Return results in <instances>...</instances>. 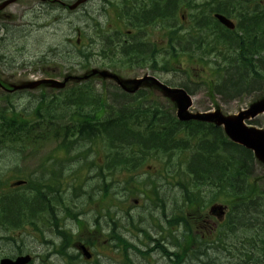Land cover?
Returning a JSON list of instances; mask_svg holds the SVG:
<instances>
[{"label": "rangeland", "instance_id": "rangeland-1", "mask_svg": "<svg viewBox=\"0 0 264 264\" xmlns=\"http://www.w3.org/2000/svg\"><path fill=\"white\" fill-rule=\"evenodd\" d=\"M63 1L72 4L76 0ZM108 1L115 3L116 0ZM205 1L206 0H195L193 4L201 5L204 4ZM95 2L96 1L88 4L83 3L75 10H69L67 7L62 8V6H58L57 4L43 3L41 0H17L15 3L7 6L4 12H11L13 17L11 18V22H3L7 27L0 29V36H5L0 40V52L1 54L6 52L3 54L4 56L2 59L4 67L2 68V72H0L1 78L4 77L12 82L25 81L26 78L54 77L62 79L67 75L82 76L88 74L89 72L86 71L92 67L99 68L97 62L99 61L98 59L102 58L100 53H98L99 43L95 47L97 56L87 58V55L84 54V52H87L88 35L90 37L92 36L90 29L94 30L95 25L101 26V22H92V19H104V16L100 15L99 7ZM26 6V10H24L23 8ZM108 10H110V8H108L107 11ZM196 11V8H191L187 11L184 19H182L180 15L185 13V11L175 8L167 16L160 18L158 21H153L154 23L152 26H148L146 33L140 32L136 36L141 38H156L158 42L164 46L167 40L166 38L169 37V32L177 31L178 34L183 35L188 31L186 28H191L193 24H191L189 20ZM111 23L112 25L109 23L102 24V27H105L104 29H113V27L120 24L117 19L113 20ZM78 33H81V35L77 36ZM78 37H80L79 42L77 39ZM176 48L178 47L176 46ZM164 56L165 52L162 50L159 59L163 60ZM22 58L25 60L27 59L30 63L27 70L28 72H13L14 65L21 62ZM149 58H147V60ZM229 58L231 62L235 59H238L239 62H245V60L240 59V56L237 54H232ZM247 58L249 60L251 59V57ZM231 62L227 64L231 65ZM186 63L188 64V62L179 55L169 60L168 65H170L171 71L168 72H151L149 67H135L130 72L112 73L116 74L123 83L131 88L134 86V79L140 78L144 74L154 76L162 83L170 84L171 81L175 82L176 80L182 79L180 74L185 72V69H182V67L185 68L184 65ZM39 65H44V72H39ZM228 65L223 62V68L231 70L232 68ZM254 65L257 66L256 68L264 70V52L255 55ZM191 68L193 69L192 72H202L204 77L207 76L206 72L208 68L205 65L201 64L198 66V69H194L192 66ZM221 73L227 74L226 71ZM80 83H73V81H71L67 84V87L69 88ZM89 84L93 90L90 99L94 98L96 100L95 103L89 102L84 105L83 100L80 99L79 101L83 104L82 106H77L70 102L68 103L66 100H63V98L54 100L49 104V110L46 113V117L51 119L43 118L44 106L47 105L48 102L42 101L41 106L40 100H37V98L42 95L48 100L57 95L60 96L57 98H61L64 95L62 90L41 87L19 93L14 98H11L13 103L17 104L18 109L24 110L22 112L23 115L28 118L35 117L37 122L44 119L46 125L40 126L35 123L38 127L33 131L27 143L24 142L26 143L25 147H21L20 144L14 142L17 141V137L5 141L2 139L0 140V188H4V191H0V193H13L12 196L14 199L10 200L8 202L9 204L25 201L27 206H24V211L28 214L30 209L36 208V206H34L36 199L34 198L33 201H27L25 198H22V194L25 193L28 195V190L22 187L11 188L9 186L10 182L20 177H29L30 175L36 177L38 172L41 170L43 171L45 167L54 169V171L62 177L59 186H61L64 197L61 193L62 191L56 193L62 203L70 208L67 199H71L72 202L70 205L74 211L83 209L81 218L84 220L86 229L88 225H94L96 218L100 223L102 233L99 234L97 239L99 240L98 243L95 244V247L91 248L94 258L90 261H86L82 256H79L80 253L78 251L76 252L75 248H72L69 250V253H77L78 258L72 259L71 262L68 263L64 256L53 252L54 247H59L62 240L56 227L57 224L59 228L61 225L63 229H71L72 234L79 238H77L78 241L86 242V240L91 238L90 234H88V230L83 232L84 235L77 236L72 217L68 215H63L62 217L63 208L57 206V204L52 206L54 210L53 215L57 217H54L46 210L42 212L40 218L34 217L32 219L35 223H25L14 229L12 228L13 226H11L6 231L2 228L4 223H0V258L17 255L19 252H22V254L29 253L36 256L37 259L33 264H41L45 254H50L48 262H52L53 264H118L120 258H118L115 253L116 251L112 248V245L115 244V240L112 239L110 243L106 241L107 238L111 237H107L106 235L108 234L110 225H112V222L115 221L116 218L119 219L116 226V233L121 234L128 239L129 242L139 247L141 250H144L147 244L150 246L154 244L149 240L151 236H155L154 221L149 222V215L153 214L152 217L159 218L161 221H163L159 215L161 211H165L168 214V218H172L174 215L177 216L176 213H178L182 201L180 190L187 185L186 179L182 173L179 176V171L174 172L171 169L166 171V169H163L162 165L159 164V161L155 159H153L155 162L149 160L145 163L139 170L142 181L138 182L142 183H136V185L140 186V189H144L145 184H147L146 188H149L152 181L155 183L154 185L159 188V199L161 200V202L157 200L156 206L148 205L146 210V203L142 205L141 194L138 193L133 197L125 198L124 192L119 188L124 179L122 175L118 177L117 175L113 177L109 175V169L105 164L107 159L106 155L103 154V148L106 151L105 147L109 148L110 145L108 143L103 144L99 142H104L102 139L103 135H98L99 137L89 140L86 137H79L76 134H72L75 130V125L80 123L83 119L82 116L87 113L88 107L93 108L91 111L97 108L96 112L98 115L104 116L106 110L110 108L118 109L119 103H125L131 98V95L124 93L118 83L111 78L102 79L97 75L89 79ZM189 85L191 88H196L191 83ZM143 90L144 94L149 96L151 102L157 104L159 108H163L164 111L169 110L172 115H175L176 108L170 107V100L156 86L143 87ZM72 92L73 99L80 98L78 91L74 90ZM204 92L205 90L201 89L192 94L193 105L190 108L191 111L213 110L214 107H219L217 109L223 114H234L247 107L249 104L264 99V80L256 81L255 85L249 89V92L248 90H242L238 95L230 98V100H223L220 99L219 96L214 95L213 100L218 105L213 104V106H211L212 103L207 105L205 103L207 97ZM120 95L121 98L118 97ZM0 96L6 98L1 90ZM1 97L0 101H2ZM119 99L120 102L118 101ZM36 103L40 107H43L41 109L42 115L40 113V116L31 110L35 107ZM0 107L6 108L1 103ZM101 107L103 110H100ZM7 114L8 113H0V118L2 115L8 116ZM13 118L16 119L17 117L13 116ZM104 118L107 117L105 116ZM94 119L98 120L95 115ZM249 122H252V126L264 130V112L251 121H245L247 125ZM64 128V134L67 135L66 137L64 135L62 136V129ZM98 130L102 131V129L100 130L97 128L96 131ZM95 139L97 141H95ZM120 151L119 149L118 152ZM184 155H187V152H184ZM185 158H181L182 161H184ZM160 161L163 163V166H166L164 158ZM181 168L182 170H189V167H185L184 165L179 167V169ZM168 173L170 175H167ZM13 174L15 176L10 179L7 178L11 177ZM249 176L251 181L254 180L261 189H264V162L259 159H256V161L253 159V166L250 169ZM192 181H195V179L190 180L188 183ZM105 189H109L110 193L114 195L115 198L113 199L119 205L118 208L114 206L108 210L107 207L112 204H109V198L105 197L104 192H102ZM39 194L41 196H50L49 200H51V202H49V204L57 200V196L53 193L39 191ZM3 195L5 196L6 194H2L1 196ZM134 198L138 199L137 204L133 202ZM102 206L105 208L102 209ZM18 211H22V207ZM113 212L117 214V217H114ZM148 212H151V214H148ZM35 214L36 213L33 212V215ZM124 214L128 216L125 217L123 216ZM143 216L145 218V224L139 223L140 217ZM147 216L148 218L146 219ZM12 217L13 216L10 217V220ZM130 217L133 221H129ZM133 225L145 226L150 236H147V234L143 235V233L137 232L134 229L132 230L131 228H133ZM112 226L115 227V225ZM123 226H127L128 229H124ZM142 230H144V228H142ZM210 242L211 238H206L201 241L203 245L201 250H206V252L202 255L199 254L200 256L196 251L187 252L180 261V264H204L203 262H209V264H251L253 262V260L248 257L236 255L231 258L220 246H214L217 248L212 249L214 247L211 246ZM232 243L237 244L235 237ZM194 247L195 245H193V248ZM251 247L253 246L251 245ZM161 248L163 247L155 249L150 255H144L139 252L138 248H133L129 250V256L134 264H172L171 259L161 253ZM262 249H264V246ZM166 250H175L170 243V238ZM260 252L261 251H258V254H260ZM95 260H99L98 263H96Z\"/></svg>", "mask_w": 264, "mask_h": 264}, {"label": "trees", "instance_id": "trees-1", "mask_svg": "<svg viewBox=\"0 0 264 264\" xmlns=\"http://www.w3.org/2000/svg\"><path fill=\"white\" fill-rule=\"evenodd\" d=\"M169 3H177V0H169ZM211 4L219 12L236 17L243 35H238L236 31L221 32L219 26L207 28L212 31L217 30L220 35L216 34L215 41L204 35V38L200 39L203 52L207 54L220 52L222 56L219 55V58L226 61L225 63L231 62L230 55H239L240 59L245 62L235 59L229 65L231 70L218 67V70L215 69L212 72H216L217 77L222 80L225 95L249 90L256 81L264 80V70L256 68L257 66L254 65L255 55L264 52V0H214ZM250 6L260 9L252 10ZM198 45L199 43H196V46ZM246 56L251 59L249 60ZM223 71L227 72L225 76L221 73ZM74 90L78 91L80 98L73 99V92H70L65 96L67 102L77 106L89 103L87 98L89 93L87 92L86 96L84 88L79 87ZM118 97L121 98V95ZM80 99L83 100V103L79 101ZM118 101L120 102V99ZM123 103H119L118 109L106 110L104 116L98 115L97 108L91 111L93 108L88 107L87 113L82 116V121L75 125V130L72 133L89 140L103 135L104 142L98 141L110 145L109 148L105 147L108 149L107 156L110 166L121 165L125 171L129 172L136 167V169L140 168L146 160L151 158L148 157L149 155H156L160 160H163L164 157L171 168H174L175 161H181L179 153L182 152V149H186L177 147L178 145L185 142L192 143L194 149L198 150L194 155L191 151L192 155L188 159L187 166L189 165V170L194 172L195 179L202 183L194 187V190H198L197 193L184 186L186 188L184 191L187 194L183 201L185 205L176 214L177 216L171 218V226L174 231L181 225V235L177 239H172L174 251L167 252L161 248V253L171 259L172 264H180L187 252L196 251L198 255L204 254L206 250L202 251L201 246L193 248L196 241H202V237L193 234V226L187 220L186 214H196L197 207L203 208L209 202L221 201L220 203L228 208L227 219L220 223L216 237L222 239L224 251L231 258L237 255L252 259V264L259 263L260 257L264 256V249H262L264 246V190H260L256 182L250 179L249 172L253 166L251 152L228 141L219 127L201 122H188L183 127H178L183 123L169 118L158 108L144 109L137 105L138 103L133 104L130 101ZM100 110H103L102 107ZM94 115L98 120L94 119ZM105 116L107 118H104ZM161 117L167 118L169 124L162 122ZM21 124L22 122H14L9 117L2 115L0 118V140L9 139L12 131L19 129ZM97 128L102 131H96ZM64 132L65 128L62 129V136L66 137ZM174 133L176 137H174ZM179 133H185V135L179 137ZM177 139L178 144L176 143ZM95 141L97 140L95 139ZM119 149L120 152H118ZM136 163L141 165L131 166ZM133 192V189H129L130 194ZM144 197L149 199L150 196L144 194ZM39 198L34 202L36 208L30 209L28 214L24 211V206H27L25 201L6 204L5 210L9 216L7 221H4L13 228L21 226V221L24 220L31 224L35 223L32 219L38 218L39 211H44L47 207L50 208L49 202H51L45 195H40ZM21 207L22 211H18ZM33 212L36 214L33 215ZM11 216L13 217L10 220ZM72 216L77 222V229L80 232L78 235L80 236L82 235L80 229L85 228L84 222L75 218V214ZM59 233L64 241L73 238L66 230L59 231ZM174 235L175 233L173 238ZM234 237L237 244L232 243ZM157 248L160 247L157 246ZM257 250L261 251L260 254ZM148 252L149 250L145 253L148 254ZM123 253L128 258L126 247H124ZM127 261L132 262L129 258ZM203 263L209 264V262Z\"/></svg>", "mask_w": 264, "mask_h": 264}, {"label": "flooded vegetation", "instance_id": "flooded-vegetation-1", "mask_svg": "<svg viewBox=\"0 0 264 264\" xmlns=\"http://www.w3.org/2000/svg\"><path fill=\"white\" fill-rule=\"evenodd\" d=\"M94 1H96L95 4L98 5L100 10L105 0H88L86 4ZM9 16L7 12L0 13V29L7 27L3 24V21H8L4 18ZM104 28L95 25L94 30L90 29L92 36L88 35L86 52L87 58L97 56L95 47L99 43L98 53L102 58L98 59L97 65H100L98 66L100 69H106L110 72H130L135 67H149L151 72H167L169 65L167 67V62L159 61L156 58L158 46L153 40L148 37H138L135 33L131 34L132 32L129 29L126 30V35L122 36V31L119 28H115L110 34ZM3 37L5 36L1 35L0 40ZM167 48L168 50L165 53L166 58H169L172 47L168 46ZM4 53L6 52L2 54L0 52V57H3ZM147 58L149 59L147 60ZM3 67L4 64L0 62V72ZM28 68L29 61L22 58L21 62L14 65L13 72H28ZM93 69L98 68L92 67L91 70Z\"/></svg>", "mask_w": 264, "mask_h": 264}, {"label": "water", "instance_id": "water-1", "mask_svg": "<svg viewBox=\"0 0 264 264\" xmlns=\"http://www.w3.org/2000/svg\"><path fill=\"white\" fill-rule=\"evenodd\" d=\"M15 0H8L3 2L0 5V9L11 3ZM83 0H78L75 4L70 6L71 8H74L78 3L82 2ZM217 19L226 25L229 28H233L234 24L224 17L223 15L216 14ZM96 72H91L88 75H84L83 77H66L63 82H59L57 80L52 79H42L37 81H29L27 83H24L20 86H16L15 88L23 89V88H35L39 86L40 84H47L52 87L56 88H62L65 86V83L68 79H86L90 77L91 75L95 74ZM99 76L106 78H116V76L108 74L107 72H98ZM118 80V79H117ZM156 81V80H155ZM156 83L167 93H179L177 96H175L177 105H178V111L177 115L179 119L181 120H187V119H200V120H210L215 121L216 123L220 124L223 123L225 125V129L227 134L230 136V138L247 148H251L255 151V153L264 160V133L260 131H256L254 129H249L243 126L242 119L243 117H247L248 115L254 116L256 113L261 112L264 110V100L259 101L255 104H253L249 110L240 113L239 115L235 117H224L219 112L214 113H203V114H190L187 112V108L191 105L190 97L186 94V92L182 89H170L167 86L160 84L158 81ZM118 84L127 91H135L138 86L141 84V80H136L134 88H127L123 82L118 80ZM16 184H19L17 182ZM221 213V212H219ZM83 252L87 258H89V254L87 251L83 248ZM30 260L29 255H20L15 259L10 258H3L0 261V264H26Z\"/></svg>", "mask_w": 264, "mask_h": 264}, {"label": "bare ground", "instance_id": "bare-ground-1", "mask_svg": "<svg viewBox=\"0 0 264 264\" xmlns=\"http://www.w3.org/2000/svg\"><path fill=\"white\" fill-rule=\"evenodd\" d=\"M112 40H113V39H112ZM110 42H111V41H110ZM146 49H147V48H146ZM48 196H49V195H48ZM49 197H50V196H49ZM49 197H48V198H49ZM53 197H54V196H53ZM165 201H166V200H165ZM8 250H9V249H8Z\"/></svg>", "mask_w": 264, "mask_h": 264}]
</instances>
